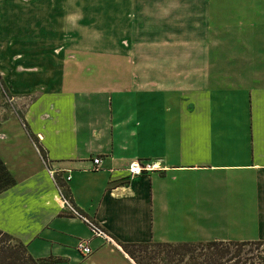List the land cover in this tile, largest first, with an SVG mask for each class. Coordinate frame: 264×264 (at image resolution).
<instances>
[{
  "label": "crops",
  "instance_id": "0c3cea01",
  "mask_svg": "<svg viewBox=\"0 0 264 264\" xmlns=\"http://www.w3.org/2000/svg\"><path fill=\"white\" fill-rule=\"evenodd\" d=\"M257 1L0 0V158L15 180L0 230L41 264H136L118 242H264ZM43 156L115 244L75 250L90 232ZM133 160L156 168L130 175Z\"/></svg>",
  "mask_w": 264,
  "mask_h": 264
},
{
  "label": "trees",
  "instance_id": "16d2710c",
  "mask_svg": "<svg viewBox=\"0 0 264 264\" xmlns=\"http://www.w3.org/2000/svg\"><path fill=\"white\" fill-rule=\"evenodd\" d=\"M36 143V141H35ZM15 180L0 158V192L12 186ZM56 184L62 186L59 178ZM66 193V192H65ZM136 264H246L240 254L245 247L261 252L256 258L264 264V242L208 241V242H150L117 243ZM0 264H41L28 251L25 244L0 230ZM248 264H253L250 262Z\"/></svg>",
  "mask_w": 264,
  "mask_h": 264
},
{
  "label": "built area",
  "instance_id": "2783aa9c",
  "mask_svg": "<svg viewBox=\"0 0 264 264\" xmlns=\"http://www.w3.org/2000/svg\"><path fill=\"white\" fill-rule=\"evenodd\" d=\"M1 90L3 89H2V86L0 85V91ZM34 146L36 147L37 151L40 154H42L41 150L38 147V144L35 143ZM43 161L45 165L47 166V169H48V172L51 178L56 184V178H57V174L59 170H55L51 168L48 165L44 156H43ZM92 162L95 165V169L97 170L98 165L101 162V158L96 156L93 158ZM155 168H156L155 162H145V161H140V160H133L127 165L126 170L128 171L130 175H138L143 172H149L151 170H154ZM66 178L69 179L70 176H67ZM57 188H58V197H59V201L61 205L64 208H66V210L72 217L84 223L90 232V237L78 239L75 245V250L80 254V256L83 259L88 258L92 253V249L90 247L91 238H100L102 241L106 243L115 244L114 240L110 237V235L94 219L85 215L79 209H77V207H75V205L72 203L71 199L64 192L61 186L57 185Z\"/></svg>",
  "mask_w": 264,
  "mask_h": 264
},
{
  "label": "rangeland",
  "instance_id": "374dc122",
  "mask_svg": "<svg viewBox=\"0 0 264 264\" xmlns=\"http://www.w3.org/2000/svg\"><path fill=\"white\" fill-rule=\"evenodd\" d=\"M255 4L261 8L260 2L255 0ZM83 49H85V45L83 46ZM120 47L118 45H94L93 49L91 51H94V53H101V52H117L119 51ZM86 226V225H85ZM87 228V227H86ZM88 230V228H87ZM100 239V238H98ZM101 240V239H100ZM261 252L259 250L250 249L248 250V247L244 248V251L240 254L241 259L255 258L254 260H247V263L253 262V264H259V260L256 258L257 256H260Z\"/></svg>",
  "mask_w": 264,
  "mask_h": 264
}]
</instances>
